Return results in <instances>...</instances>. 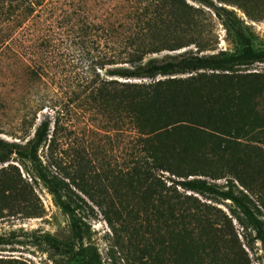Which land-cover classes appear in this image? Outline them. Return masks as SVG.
<instances>
[{
  "label": "trees",
  "instance_id": "trees-1",
  "mask_svg": "<svg viewBox=\"0 0 264 264\" xmlns=\"http://www.w3.org/2000/svg\"><path fill=\"white\" fill-rule=\"evenodd\" d=\"M53 1L0 0V23L34 36L48 25L43 12ZM211 7L236 38L238 50L210 51ZM55 27L49 41L57 55L69 56L71 73L68 79L55 74L49 80L42 64L29 69L16 100L26 141L0 137V217L31 214L37 202L34 182L41 180L75 218L80 240L76 211L85 200L77 190L105 214L145 218L146 230L160 245L178 233L184 248L197 253L180 264H204L206 254L208 264H239L228 217L211 205L217 198L230 199L264 244V220L247 195L233 188L234 180L248 188L244 171H259L260 157L244 147L243 139H253L255 130L264 128L258 106L264 75L251 68L264 63V48L254 46L236 14L212 0H81ZM64 35L61 50L58 40ZM61 64L56 59L53 67ZM38 81L52 84L50 90L39 91ZM60 91L66 99L58 97ZM47 107L55 114L42 112ZM79 108L105 120V129L91 123L96 132L128 137L131 159L125 166L103 173L92 169L87 146L76 148L70 162L65 159L68 136L63 131ZM13 154L19 164L10 162ZM223 177L230 179L228 185L211 181ZM77 253L82 264H100L82 244Z\"/></svg>",
  "mask_w": 264,
  "mask_h": 264
},
{
  "label": "rangeland",
  "instance_id": "rangeland-1",
  "mask_svg": "<svg viewBox=\"0 0 264 264\" xmlns=\"http://www.w3.org/2000/svg\"><path fill=\"white\" fill-rule=\"evenodd\" d=\"M77 1L81 2V0H54L50 3L43 12L48 25L36 29L34 36L19 29L10 31L4 23H0V137L11 141H26L24 138L26 135L19 126L20 104L16 100L19 99L32 65L42 64L44 68L41 72L44 78L49 80L55 74L68 79L71 73L68 69L70 58L66 54L57 55L53 48L54 41L50 43L49 38L57 30L55 25L58 26V20L66 10L76 5ZM212 1L221 9L233 11L252 38L254 46L258 49L264 48V0L262 2L253 0L256 7H252V3L248 4L250 7H245L230 1ZM219 12L223 13L222 10ZM59 29L65 28L59 27ZM211 30V52L239 49L236 38L224 26L223 18L215 13L214 7H211ZM8 33H10L9 37ZM66 42L65 35L62 36L61 41L58 40L61 50H64ZM56 59L63 64L53 67ZM251 68L264 75L263 62H257ZM50 86L52 84L37 82L39 91L50 90ZM64 91H60L58 95L60 99L63 97V100L66 99ZM6 104H11L12 108L6 109ZM258 106L263 112L264 92L259 98ZM42 112L52 116L55 114V109L47 107ZM42 117L43 114L39 112L38 120ZM95 117L93 113L81 112L80 108L72 115V122H68L67 129L63 131V137L68 136V144L63 145V149L66 150L62 154L70 162L76 148L87 146L91 151L87 157L92 160V169L97 168L101 173L106 169L116 171L131 159V143L127 140L128 137L121 139L115 133L107 135L102 129L96 132L91 123L95 122L96 126L105 129L103 127L105 120H95ZM261 124L264 125V119ZM254 136L253 139L251 137L243 139L247 143L244 147L252 151L253 155L256 153L257 157H260L258 163L260 169L252 173L244 171L242 176L248 188L239 180H234L236 186L233 188L235 192L243 191L247 195L259 217L264 220V128L255 130ZM39 153L42 159H45L47 147L41 149ZM10 162L19 164L20 161L13 154ZM211 181L222 186L230 183L228 177L211 179ZM34 186L37 202L31 214L0 217V264H82L83 258L77 253L81 244L100 264H180L197 255V253L194 255L190 248H184L185 242L178 233H173L165 245H160L146 230L145 218H115L112 213L105 214L95 201L77 190L85 200L80 203L81 208L76 211L81 217L79 218L82 227L80 240L75 233L77 229L75 218L62 208L54 194L41 180L34 182ZM201 200L210 202V199L204 197ZM211 205L223 210L228 217L229 234L234 240L239 264H264V244L256 239L255 232L248 227L245 218H239L240 214L235 204L230 199L217 198L211 202ZM129 207L137 208V205L130 203ZM163 234L168 236L165 232ZM209 261L210 257L206 254L203 262L208 264Z\"/></svg>",
  "mask_w": 264,
  "mask_h": 264
}]
</instances>
